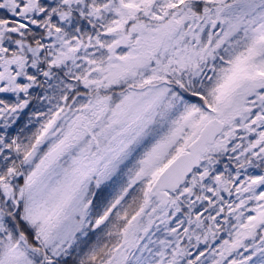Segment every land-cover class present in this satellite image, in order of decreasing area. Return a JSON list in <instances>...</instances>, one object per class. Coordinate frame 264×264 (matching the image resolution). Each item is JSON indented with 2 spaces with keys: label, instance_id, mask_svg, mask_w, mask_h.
Returning <instances> with one entry per match:
<instances>
[{
  "label": "snow or ice",
  "instance_id": "1",
  "mask_svg": "<svg viewBox=\"0 0 264 264\" xmlns=\"http://www.w3.org/2000/svg\"><path fill=\"white\" fill-rule=\"evenodd\" d=\"M0 264H264V0H0Z\"/></svg>",
  "mask_w": 264,
  "mask_h": 264
}]
</instances>
